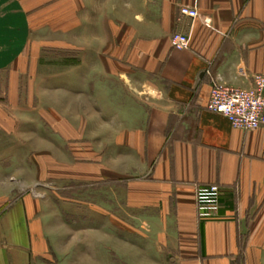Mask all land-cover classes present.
<instances>
[{
    "label": "crops",
    "instance_id": "obj_1",
    "mask_svg": "<svg viewBox=\"0 0 264 264\" xmlns=\"http://www.w3.org/2000/svg\"><path fill=\"white\" fill-rule=\"evenodd\" d=\"M110 1L88 4L115 12L97 21L106 49L94 104L103 138L114 144L99 151L98 169L60 178L113 184L118 225L130 221L131 236L163 248L171 264H264V127L239 130L208 110L214 78L249 88L264 76V0ZM184 6L201 17L181 16ZM31 28L24 0H0V73L25 57ZM175 34L190 35L188 50L173 48ZM85 83L82 92L96 90ZM52 127L75 141L74 129ZM6 153L0 149V264H41L55 243L58 211L27 194L25 167L2 160ZM214 185L222 209L201 220L196 193Z\"/></svg>",
    "mask_w": 264,
    "mask_h": 264
},
{
    "label": "rangeland",
    "instance_id": "obj_2",
    "mask_svg": "<svg viewBox=\"0 0 264 264\" xmlns=\"http://www.w3.org/2000/svg\"><path fill=\"white\" fill-rule=\"evenodd\" d=\"M24 1L31 38L25 57L0 73V149L7 152L2 160L25 167L27 194L48 198L57 208L55 243L41 264H171L163 248H144L138 234L131 236L130 221L118 225L113 184L60 178L98 169L99 151L114 144L103 138L94 104L99 55L106 49L98 44L97 21L115 12H99L102 6L88 0ZM88 32L91 42L84 43ZM85 81L96 92H82ZM52 122L74 129L75 141L59 138Z\"/></svg>",
    "mask_w": 264,
    "mask_h": 264
},
{
    "label": "built area",
    "instance_id": "obj_3",
    "mask_svg": "<svg viewBox=\"0 0 264 264\" xmlns=\"http://www.w3.org/2000/svg\"><path fill=\"white\" fill-rule=\"evenodd\" d=\"M181 16L192 20L200 18L196 7L184 6ZM204 24L211 28L212 20L203 18ZM172 46L176 50H188L191 44L190 35L175 34ZM208 110L226 117L234 128L254 131L264 127V76H254L249 88H233L225 85L220 77L212 80ZM223 191L214 185L198 189L196 205L201 220L217 219L222 209Z\"/></svg>",
    "mask_w": 264,
    "mask_h": 264
}]
</instances>
